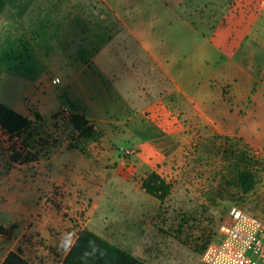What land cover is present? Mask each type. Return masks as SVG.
Masks as SVG:
<instances>
[{
	"label": "rangeland",
	"instance_id": "374dc122",
	"mask_svg": "<svg viewBox=\"0 0 264 264\" xmlns=\"http://www.w3.org/2000/svg\"><path fill=\"white\" fill-rule=\"evenodd\" d=\"M128 1L0 0V102L7 106L35 102L27 117L36 121L39 115L38 125H42L37 128L38 135L33 136L31 131V136L28 132L21 139H11L0 126V206L33 207L36 190L35 204L40 210L52 208L47 216L69 235L63 253L75 242L80 229L94 228V205H110L118 176L141 178L156 172L170 185L155 224L157 235L148 232L146 245L129 246L128 250L143 254L149 264H205L202 254L233 206L264 221V154L235 138L202 136L180 150L167 146L151 151L150 155L160 153L156 165L140 169V150L133 147L131 139L122 137L120 143L104 140V146L100 139L110 133V127L101 129L104 134L84 140L77 138L68 121L57 120L65 106L73 113L70 106L84 79L85 66L93 72L96 64L126 62L140 53L124 28L111 43L104 35L102 39L94 36L99 24L94 16L118 14L124 19L131 12L143 13L149 0H132L136 3L132 8L125 5ZM245 1L239 0L242 4ZM201 3L213 6L211 2L195 0L198 13L203 9ZM85 18L90 21L84 22ZM59 107L61 110L54 113ZM40 111L45 116L53 115L44 120ZM33 141L37 142L35 150L45 157L37 164L13 163L12 153L21 146L32 148ZM69 144L82 150L64 157L70 165H49L60 150L55 148L61 145L70 151ZM128 147L135 149V154L125 155ZM97 150L103 151L105 163L97 160L93 165L94 169L101 168L96 174L101 180L96 196H92L85 186L91 173L87 160L94 158ZM116 155L122 165H118ZM242 171L246 174H240ZM13 209L9 215L14 217L17 214ZM104 225L109 240V224ZM8 233L0 226V234ZM49 250L57 255L54 248Z\"/></svg>",
	"mask_w": 264,
	"mask_h": 264
},
{
	"label": "crops",
	"instance_id": "0c3cea01",
	"mask_svg": "<svg viewBox=\"0 0 264 264\" xmlns=\"http://www.w3.org/2000/svg\"><path fill=\"white\" fill-rule=\"evenodd\" d=\"M204 1L213 6L201 3V13L195 0H149L143 13L131 12L124 19L118 14L94 16L99 22L95 37L104 35L111 43L124 28L140 53L126 62L96 64L93 72L85 66L70 107L97 132L104 134L101 129L110 127V133L100 139L102 145L106 146L104 140L131 139L140 150V169L156 165L160 153L150 155L151 151L167 146L180 150L202 136L235 138L264 154V0ZM125 5L136 3L129 0ZM32 106L35 102L8 107L27 116ZM40 113L44 120L53 115ZM100 151L87 160L91 173L85 186L92 196L101 180L96 176L101 168L93 165L97 160L105 163ZM79 152L63 147L49 165L69 166L64 157ZM115 160L122 165L118 156ZM146 177L118 176L110 205H94L95 224L88 229L107 239L104 224L108 223L107 240L129 253V246L146 245L148 232L157 235L155 224L161 210V202L142 187ZM37 199L38 192L33 190V207L13 206L14 217L9 215L12 206H0V226L9 232L0 234V264L18 249L35 264H63L70 248L63 253L62 248L69 235L47 216L52 208L40 210ZM55 232H61L62 238Z\"/></svg>",
	"mask_w": 264,
	"mask_h": 264
},
{
	"label": "trees",
	"instance_id": "16d2710c",
	"mask_svg": "<svg viewBox=\"0 0 264 264\" xmlns=\"http://www.w3.org/2000/svg\"><path fill=\"white\" fill-rule=\"evenodd\" d=\"M36 121L24 116L17 111L9 108L0 102V126L11 136V139H21L26 133L33 132V136L37 134L38 121L41 120L36 115ZM70 124L77 132V138L84 140L94 139L100 135L88 119L79 113H71ZM32 132L29 136L32 135ZM38 135V134H37ZM28 139V138H27ZM53 139V138H52ZM33 147L21 146L19 151H15L11 155V161L15 164L39 163L43 157L40 151H36L37 142L33 141ZM48 142L45 143V146ZM60 147L55 148L57 151ZM70 149L82 151L75 145L69 144ZM29 149L30 151H26ZM33 150V151H31ZM54 150V151H55ZM53 151V152H54ZM240 174H246L245 171ZM143 189L147 194L155 197L164 203V199L169 194L170 185L160 177L156 172H151L143 180ZM2 264H33L26 259L20 249L8 253ZM63 264H149L145 259L136 257L128 251L112 244L107 239L99 236L87 228L80 229L75 242L66 254Z\"/></svg>",
	"mask_w": 264,
	"mask_h": 264
},
{
	"label": "built area",
	"instance_id": "2783aa9c",
	"mask_svg": "<svg viewBox=\"0 0 264 264\" xmlns=\"http://www.w3.org/2000/svg\"><path fill=\"white\" fill-rule=\"evenodd\" d=\"M70 115L69 108L65 106L57 120L69 122ZM135 152V149L128 147L125 155L132 156ZM202 262L264 264V221L238 206H233L218 233L204 250Z\"/></svg>",
	"mask_w": 264,
	"mask_h": 264
}]
</instances>
